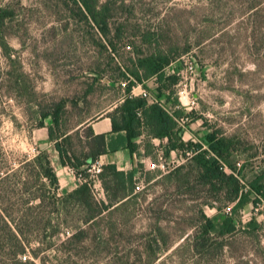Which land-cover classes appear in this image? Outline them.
<instances>
[{"label": "rangeland", "instance_id": "rangeland-1", "mask_svg": "<svg viewBox=\"0 0 264 264\" xmlns=\"http://www.w3.org/2000/svg\"><path fill=\"white\" fill-rule=\"evenodd\" d=\"M111 1L117 3L113 33L124 26V37L114 41L115 55L99 31L66 0H0V8L11 14L3 35L23 73L20 88L4 82L7 72L18 67L4 58L0 48V167L8 163L18 172L26 158L44 151L49 128H54L64 149L82 157L89 133L86 123L81 124L96 121L117 103L123 94L118 86L120 68L129 65L140 46L133 34L152 31L161 47L176 45L181 53L166 75L179 77L177 72L188 59L196 66L182 86L186 88L182 99L177 94L180 89L172 87V99L184 105L190 120L183 129L184 140L203 143L212 131L231 139L235 160L244 169L242 185L249 190L248 184L264 171V0ZM61 103L65 110L60 128L51 118L39 120L41 113ZM64 133L71 135L68 143L59 139ZM186 162L181 154H173L165 161L167 168L150 180L147 174L157 170L138 169L130 200L104 211L87 240L69 246L66 253L56 240V247L41 253L45 264H264V199L252 195L254 203L237 214L235 234L212 236L214 240L204 243L198 238L202 217L220 224L223 208L234 203L216 202L187 171L179 178L170 177ZM92 164L79 174L68 168L78 180L82 175L97 201L109 204L117 192L104 187L101 174L89 172ZM27 188L32 194L48 193L38 182ZM64 195L59 191V196ZM73 209L62 241L81 225L83 210ZM49 211L37 213L45 216ZM25 213L24 209L15 215ZM253 219L258 228L248 230Z\"/></svg>", "mask_w": 264, "mask_h": 264}, {"label": "trees", "instance_id": "trees-1", "mask_svg": "<svg viewBox=\"0 0 264 264\" xmlns=\"http://www.w3.org/2000/svg\"><path fill=\"white\" fill-rule=\"evenodd\" d=\"M66 1L79 11L81 18L88 25L94 26L99 31L115 55L117 49L114 41L122 40L124 37L123 25L115 28L114 33L112 29L111 21L117 3L111 0L105 3L101 0ZM10 19V12L0 8V48L4 58L18 67L7 72V81L5 78L4 82H11L20 88L23 75L20 73L21 64L12 58L14 50L2 31ZM133 36L139 38L140 46L135 47L129 65L120 68L122 80L119 81L118 86L123 95L112 107L113 111L107 114L112 122L110 135H95L90 128H86L90 122H83L81 125L86 123L85 128L89 133L85 142L87 151L82 157H77L62 147L58 139H55L54 128H49L48 138L50 142H55L61 165L72 167L78 173L85 166L96 162L102 155L121 149H127L132 157L140 158V145L137 140L143 135L146 138L145 156H148L154 150L152 140L166 138L169 143L164 149V159H169L172 152H176L187 161L183 166L173 170L170 177L179 178L184 171H187L188 176L195 175L197 182L208 188V192L216 202L234 203L231 215L222 212L224 217L220 224L203 216L199 228L201 235L198 238L207 243L214 240L212 236L226 237L235 234L237 214L253 202L252 195L264 199V171L248 184L249 190H247L241 181L244 169H240L239 162L235 160L234 143L231 139L219 135L217 131H212L205 136L203 143L184 140L183 129L177 120L183 118L182 116L186 117L185 111L177 108L180 106L177 99H172L175 95L172 87L179 84L180 78L165 74V70L181 56V53L176 45H168L165 49L161 47L159 36L155 32L139 31ZM102 47L107 50L106 45ZM144 47H150L152 51L146 53ZM184 52H188V49ZM150 79H155L156 83L153 91L146 88L157 100L153 103H149L143 96L132 95L133 88L138 85L145 87V82ZM124 82L127 83L125 88L122 87ZM64 110L65 104L61 103L41 113L39 120L51 118L54 126L60 128ZM37 127L44 128V123H38ZM70 136L64 133L59 139L68 143ZM152 158L158 161L156 157ZM4 166L0 167V264H37L36 260L45 264L41 253L56 247V240L61 242L60 246L66 253L69 246L79 245L87 240L88 233L93 230L104 211L120 203V205L124 204L136 192L135 173L119 171L113 164L105 165L100 175L104 187L107 190L112 188L117 192L109 204H101L97 201L86 182L73 192L59 196V177L45 151H40L32 159L26 158L18 172L9 169L8 163H4ZM143 166L139 163L138 169L143 171ZM158 171L160 170L149 172L148 179H152ZM37 182L43 189H48L46 195L25 191L30 184L34 185ZM189 182L187 180L186 183ZM73 208L80 213L83 210V217L79 219L81 225H77L76 232L62 241L60 236L68 225V214L74 210ZM24 209L25 214L15 215ZM39 209L50 211L48 215L42 216L37 213ZM251 228H258L255 219L247 224V229Z\"/></svg>", "mask_w": 264, "mask_h": 264}, {"label": "crops", "instance_id": "crops-1", "mask_svg": "<svg viewBox=\"0 0 264 264\" xmlns=\"http://www.w3.org/2000/svg\"><path fill=\"white\" fill-rule=\"evenodd\" d=\"M174 66V64H171ZM153 86V87H152ZM154 90L156 88L155 79H150L145 82V87L143 85H138L133 88L132 95L133 96H141L143 90ZM123 95V94H122ZM179 108V106L177 107ZM114 108L111 110L105 111L102 116L96 121H91L86 128H90L95 135H106L109 136L112 132V122L108 117V113H111ZM184 110L183 108H180ZM184 134V133H183ZM145 135L141 136L137 143L140 145V154L141 157L137 158V156H131L130 151L127 149H121L116 152H110L108 154L102 155L99 160L105 165L113 164L116 165L119 171L129 172L133 171L136 175V171L138 170V164L142 163L144 166H147L153 159L152 157H156L159 162V155H162L164 158V149L168 145V139H153L152 144L154 146V150L151 151V154L145 156ZM45 144V143H44ZM43 150L47 152L50 157L51 162L54 163V169L59 177L60 189L61 193L67 194L76 190L82 182L76 178V176L71 172L68 167H63L61 165V159L59 153L55 148V143L50 142L49 138L47 139L46 146H44ZM177 154L176 152H172L171 155ZM165 161L168 159L165 158ZM64 177V178H62Z\"/></svg>", "mask_w": 264, "mask_h": 264}, {"label": "built area", "instance_id": "built-area-1", "mask_svg": "<svg viewBox=\"0 0 264 264\" xmlns=\"http://www.w3.org/2000/svg\"><path fill=\"white\" fill-rule=\"evenodd\" d=\"M130 49V47H128ZM195 63L193 62V60L188 59L185 60V62L183 63L182 67L178 70L177 75L181 78L180 84L177 85V88H179L180 90H178L177 94L179 95V97L182 99L183 96L186 93V84L184 85V83H186L188 81V79L190 78V76L195 72ZM127 85L126 82L122 83V87L125 88ZM185 86V87H182ZM141 96L145 97L147 99V101L149 103H153V102H157V100L155 99V97L148 92L147 90H143L141 93ZM190 104L192 106L195 105V100L193 99ZM179 108H184V105H180ZM178 124L182 129H185L187 126V123L190 121L188 116L178 119ZM104 168V164L102 163L101 160H97L96 162H94L91 166V169H89L90 173H93L96 176H99L100 174H102ZM147 170L149 171H153V170H165L167 168V165L165 163L164 158L162 157V155H159V163L156 164L154 162H150L147 166H146ZM79 178V180L81 182H86L82 175H78L77 176ZM224 213L227 215H231L232 213V206L226 207L224 209Z\"/></svg>", "mask_w": 264, "mask_h": 264}]
</instances>
